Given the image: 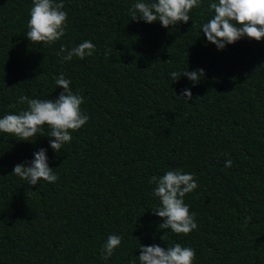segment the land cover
I'll list each match as a JSON object with an SVG mask.
<instances>
[{"label":"trees","instance_id":"obj_1","mask_svg":"<svg viewBox=\"0 0 264 264\" xmlns=\"http://www.w3.org/2000/svg\"><path fill=\"white\" fill-rule=\"evenodd\" d=\"M137 2L63 0L65 35L33 44V0H0V118L27 109L21 96L56 99L61 74L89 117L59 153L47 128L31 142L0 133V264H139L141 245L176 243L195 250L193 264H264V38L218 50L202 31L217 0L167 29L131 20ZM83 41L92 56L62 61L61 46ZM199 69L195 86L170 77ZM185 88L191 100L177 97ZM41 148L56 182L11 174ZM177 169L198 185L183 198L197 223L187 235L159 229L152 213L150 179ZM110 234L121 244L105 260Z\"/></svg>","mask_w":264,"mask_h":264},{"label":"clouds","instance_id":"obj_2","mask_svg":"<svg viewBox=\"0 0 264 264\" xmlns=\"http://www.w3.org/2000/svg\"><path fill=\"white\" fill-rule=\"evenodd\" d=\"M200 3L201 0H153L151 3L139 0L132 6L131 20L148 24L158 21L167 29L175 27L178 22L190 21L189 13L193 8L200 7ZM63 8V0H33L26 38L33 44H53L60 40L67 27V13ZM209 8L214 10V15L202 25V31L206 41L214 44L218 50L245 37L257 42L264 38V0H217L210 3ZM94 51L95 45L90 41H83L70 50L63 46L60 48V53L66 52L62 61H70L73 57L84 59L92 56ZM181 74L193 86L205 75L204 70L199 69L191 72L173 71L170 77L176 82ZM55 84L63 91L54 100L21 96L17 103H26L27 109L19 114H6L0 118V133L12 134L19 141L31 142L33 136H45L47 128L49 147L59 153L62 146L71 141V133L84 126L89 117L82 113L80 106L84 103V98L73 92L70 80L61 74L55 79ZM177 97L191 100L192 93L185 88ZM231 166L232 161L226 160L225 167ZM11 174L33 186L41 181L54 183L58 179L48 165L46 149L43 148L33 153L31 161L15 164ZM149 183L155 184L153 195L159 198V205L152 210L153 215L163 221L158 225L159 229H170L175 234L187 235L197 228L195 214H190L183 199L198 187L193 174L183 173L178 169L169 170L162 176H153ZM120 244L121 236L110 234L101 248L102 259L110 258ZM139 249V264H193L196 256L194 249L182 247L179 243L167 248L157 244L141 245Z\"/></svg>","mask_w":264,"mask_h":264}]
</instances>
